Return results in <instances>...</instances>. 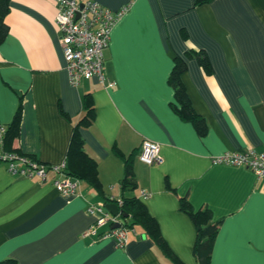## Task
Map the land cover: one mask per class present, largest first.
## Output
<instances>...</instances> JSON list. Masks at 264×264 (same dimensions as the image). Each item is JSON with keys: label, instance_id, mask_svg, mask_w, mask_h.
Segmentation results:
<instances>
[{"label": "crops", "instance_id": "1", "mask_svg": "<svg viewBox=\"0 0 264 264\" xmlns=\"http://www.w3.org/2000/svg\"><path fill=\"white\" fill-rule=\"evenodd\" d=\"M96 1L114 11L127 7L104 50V76L112 86L96 78L69 84L55 0H9L0 42V125L6 127L20 105L12 147L59 165L89 94L95 117L78 129L97 162L101 190L79 180L75 194L64 197L52 184L53 172L41 182L12 174L0 161V260L198 264L195 225L180 207L185 197L194 210L207 208L212 221L221 220L210 264H264V179L243 165L212 162L226 151H264V0ZM190 48L205 52L210 73L188 55ZM175 56L185 61L181 80L206 122L203 136L172 106L167 80ZM143 140L160 144L161 163L140 160ZM130 154L137 184L130 195L155 219L177 261L139 228L128 230L124 247L100 237L108 224L86 233L97 218L88 208L112 203L104 205V197L120 199ZM140 190L151 195L143 198Z\"/></svg>", "mask_w": 264, "mask_h": 264}, {"label": "built area", "instance_id": "2", "mask_svg": "<svg viewBox=\"0 0 264 264\" xmlns=\"http://www.w3.org/2000/svg\"><path fill=\"white\" fill-rule=\"evenodd\" d=\"M57 13L55 23L59 31V44L65 61V70L71 86H77L82 80L96 78L108 86L113 81H106L103 70L104 50L108 47L110 33L123 15L127 7L111 10L96 0L77 2L76 0H55ZM6 127L0 125V161L5 163L9 172L28 178L37 177L45 182L47 174L53 172L52 184L64 197L75 194L78 180L64 174L65 161L59 165H45L27 156L3 149V138ZM139 158L151 165L163 161L160 144L151 140H143L140 145ZM214 164L243 165L249 168L259 179H264V151L247 148L243 151H226L212 158ZM139 195L148 198L151 194L140 190ZM121 203V201H119ZM90 213L97 214L94 223L86 233L97 234L98 229L108 224L110 229L100 237H113L119 247L127 242L128 229L120 224V213L113 215L102 205H91ZM115 223L119 227L111 228Z\"/></svg>", "mask_w": 264, "mask_h": 264}, {"label": "trees", "instance_id": "3", "mask_svg": "<svg viewBox=\"0 0 264 264\" xmlns=\"http://www.w3.org/2000/svg\"><path fill=\"white\" fill-rule=\"evenodd\" d=\"M206 1L209 0H196L195 4H201ZM8 11L9 0H0V42L4 39L8 31L5 22ZM188 55L195 56L206 73L211 72L210 63L204 51L190 48ZM185 69L186 64L183 58L175 56L173 67L167 80L174 93L175 103H173L172 106L182 120L191 122L198 134L203 136L206 133V122L201 116L196 114L191 107V103L181 80V74ZM83 111V115L75 126L69 141L63 172L65 175L75 178L78 181L84 180L89 182L100 191L101 185L98 176L97 162L86 153L84 141L78 129L79 126L90 125L95 117L93 101L89 94L83 97ZM20 113L21 107L19 105L13 120L6 126L3 138V149L15 152L19 155L28 156L30 159L34 160L32 155L12 147V142L19 133ZM131 157L132 154L124 160L123 176L119 182L121 190L120 199H111L103 196L104 205L110 202L115 203L120 212L119 220L122 227H126L128 230L132 228L141 229L144 234L152 238L165 256L171 258L173 261H177L161 236L155 219L148 213L145 205L136 195H130L137 187ZM119 201H121V203H119ZM180 207L190 216L195 225L196 235L193 251L198 264H210L212 244L218 232L221 220L212 221L211 212L207 208L194 210L185 197L180 199ZM122 214H126L127 217H123ZM102 233L103 232H101L100 235H102ZM0 264H16V261L12 258H7L0 260Z\"/></svg>", "mask_w": 264, "mask_h": 264}, {"label": "water", "instance_id": "4", "mask_svg": "<svg viewBox=\"0 0 264 264\" xmlns=\"http://www.w3.org/2000/svg\"><path fill=\"white\" fill-rule=\"evenodd\" d=\"M105 207H106V209H107L111 214H113V215L118 214V208H117V206H116L115 203L107 204V205H105ZM122 216H123V217H127L126 214H122ZM117 227H119V223H115V224H113V225L111 226V228H117Z\"/></svg>", "mask_w": 264, "mask_h": 264}]
</instances>
